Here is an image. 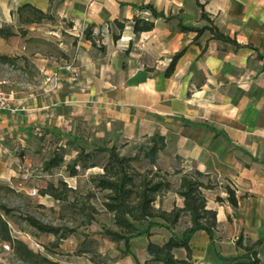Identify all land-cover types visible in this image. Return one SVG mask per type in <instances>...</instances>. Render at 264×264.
I'll use <instances>...</instances> for the list:
<instances>
[{"label":"crops","instance_id":"obj_1","mask_svg":"<svg viewBox=\"0 0 264 264\" xmlns=\"http://www.w3.org/2000/svg\"><path fill=\"white\" fill-rule=\"evenodd\" d=\"M24 4L55 18L56 31L50 32L63 57L43 63L41 70L54 74L63 88L55 95L62 107L90 104L129 139L162 134L166 149L184 167L210 173L221 184L227 181L243 196L233 207L206 194L208 207L217 211L218 228L214 241L204 230L191 238L195 264L235 262L241 249L232 239L241 234L245 240H263L259 257L264 264V0H0V27H18L16 11ZM145 4L172 18H157L153 30L141 33L128 24L123 36L134 37L115 42L109 34L105 51L85 38L91 25L95 32L114 33L115 20L133 19ZM180 23L213 26L242 46L215 38L209 29L183 31ZM9 92L16 110L1 113L2 126L17 118L26 120L30 130L65 118L63 109L50 112L43 96L29 94L20 107ZM218 195L226 199L228 194ZM178 201L174 205L182 207L183 198ZM135 255L141 263L149 259L147 247L143 256Z\"/></svg>","mask_w":264,"mask_h":264},{"label":"rangeland","instance_id":"obj_2","mask_svg":"<svg viewBox=\"0 0 264 264\" xmlns=\"http://www.w3.org/2000/svg\"><path fill=\"white\" fill-rule=\"evenodd\" d=\"M40 24L42 30L37 29ZM128 24L131 23L126 22ZM10 26L18 35L0 42V53L14 59L10 63L0 60V79L7 80L4 89L14 92L19 106L29 94L43 96L51 104L48 110L62 112L63 109L65 118L59 122L53 120L46 126L39 124L38 128L30 130L25 126L26 120L15 118L11 126H2L4 122L0 123V200L13 209L11 215L3 216L10 223L12 239L0 236V264H127L129 261H137L135 254L143 256L147 239L161 244L170 237L171 231L155 226L150 237L138 236L131 239L130 254L124 252V241H115L104 234L106 227H117L113 213L103 205L106 192L95 187L93 179V176L103 173L102 165L108 159V153L95 149L99 146L116 145L121 155L133 156L142 145H147L150 136L129 139L121 131L120 125L107 124V117L102 112L89 108L90 104L87 103L73 109L69 106L62 107V99L55 95L63 88L57 84L54 74H45L41 70L43 63L63 57L57 36L50 32L56 31L54 17L38 23ZM28 26L36 29L26 28ZM114 29V33L94 31L99 49L104 45L103 42H107L109 34L115 42L121 39L129 41V37H134L123 36V31L116 24ZM33 32L37 34L34 35ZM115 34L119 35L118 40L114 39ZM79 153L87 157L76 166V175L71 176L72 169L69 165H74ZM58 155L64 159L62 164L46 170L45 162ZM135 164L142 165L143 169L148 166L154 168L148 161ZM157 165L162 173H168L167 177L173 187L158 198L156 207L170 210V206L181 197L175 192L180 179V174L175 171H192L194 168L184 167L181 159L166 148L160 152ZM212 180L216 182L218 179L213 176ZM226 184L227 181H222V185ZM51 189L62 193L64 198H55L49 192ZM35 190L37 192L33 194ZM224 190L217 186L211 192L206 191V194L209 193V198L215 197L216 200L218 193ZM26 216H33L49 225L69 227L74 231L61 238L38 230L24 219ZM189 224V217L181 218L174 227L175 233L181 235ZM145 225V222L140 224L141 227ZM235 238L232 239L234 242ZM14 240L26 244L33 254L19 253ZM243 253L241 250L237 255ZM176 255L185 258L186 252L184 249H177Z\"/></svg>","mask_w":264,"mask_h":264},{"label":"trees","instance_id":"obj_3","mask_svg":"<svg viewBox=\"0 0 264 264\" xmlns=\"http://www.w3.org/2000/svg\"><path fill=\"white\" fill-rule=\"evenodd\" d=\"M200 4V3H199ZM201 17L207 18L204 11V6ZM142 13L135 15L133 19H126L125 21L115 20V24L120 31L125 29L126 22L131 23L134 33H141L153 30L155 27V20L163 18L169 20L172 16L166 15L163 11H158L152 4L140 5L137 7ZM150 11V16L143 14L144 10ZM19 21L22 24H32L41 22L44 19L53 18L52 15L46 13L32 4H24L17 8ZM183 31H196L198 33L207 29L211 30L214 37L226 42L235 44L237 47L242 45L236 40L224 33L220 32L213 26L192 27L185 26L180 23ZM25 32V31H24ZM18 35L10 25L0 27V37L8 39ZM86 39L91 40L94 46H97L95 40L93 25L89 26L84 31ZM114 39L118 40L119 35H114ZM101 51L106 50L105 45L100 46ZM183 51L176 53L166 71L170 75L175 67L177 59L182 55ZM0 60L4 63H10L13 57L0 53ZM167 146L166 137L162 134H154L150 136L147 145H142L139 152L133 156L121 155L116 145L99 146L95 150L100 152H107L108 159L103 163V173L93 176L95 187L101 191H105V201L103 205L105 208L113 213L114 223L117 229L106 227L104 234L111 237L115 241L125 242V254L131 253L130 241L138 236L150 237L152 228L155 226L165 227L171 231L170 237L163 243H157L149 240L147 244V253L149 259L144 263L137 260L138 264H194L193 250L191 246V238L198 230L206 231L211 240H215L216 231L218 228L217 211L208 207V199L206 191L213 190L217 186H221L227 192L225 199L221 195H217V202H225L227 200L230 205L237 207L240 199L235 189L229 184L222 185L219 181L214 182L210 173L203 172L199 169L192 171H185L178 169L175 172L180 174L178 187L175 192L184 200L182 207L174 206L171 210H166L161 207H156L158 198L166 191L172 189L173 184L168 179V173H162V169L158 167L157 161L159 154ZM74 161V165H69L71 176L76 175V166L79 165L85 157L79 153ZM64 161L61 155L54 156L45 162L46 170L57 167ZM148 161L154 168L141 166L135 163H142ZM95 166V165H92ZM83 167H86L83 164ZM51 195L57 199L64 198L62 193L55 189L49 190ZM13 209L8 207L0 200V236L4 239L11 240L10 223L5 219L4 215H11ZM189 217L190 224L185 230L178 235L175 233L174 227L179 223L181 218ZM24 219L42 232L52 233L61 238H65L68 233L74 231L69 227L55 226L43 223L33 216H26ZM160 220V221H159ZM146 223L145 227H141V223ZM17 242V251L19 253L33 254L32 250L21 241ZM263 244L262 239L252 241L251 239H244L243 234L236 239L238 249L244 251L240 256L235 257L233 264H260L259 248ZM177 249H184L186 252L185 258H179L176 255ZM239 259H246V261H238ZM230 260V259H228Z\"/></svg>","mask_w":264,"mask_h":264},{"label":"built area","instance_id":"obj_4","mask_svg":"<svg viewBox=\"0 0 264 264\" xmlns=\"http://www.w3.org/2000/svg\"><path fill=\"white\" fill-rule=\"evenodd\" d=\"M143 14L146 16L150 15V11L149 10H144ZM68 69H70L71 71L75 72V68L73 65H68ZM51 79V77H49V80ZM7 83V80L5 79H0V123H1V113L2 112H6V111H15L16 109L13 107V97H12V93L5 90L4 86ZM37 191H33V194H35ZM235 239H238V237H236ZM9 247V246H7Z\"/></svg>","mask_w":264,"mask_h":264}]
</instances>
